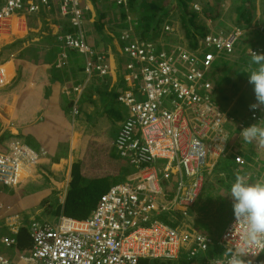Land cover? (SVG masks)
Returning <instances> with one entry per match:
<instances>
[{
	"label": "built area",
	"instance_id": "2783aa9c",
	"mask_svg": "<svg viewBox=\"0 0 264 264\" xmlns=\"http://www.w3.org/2000/svg\"><path fill=\"white\" fill-rule=\"evenodd\" d=\"M4 2L0 32L7 29L14 13L26 6L24 0ZM28 6L30 11V2ZM239 35L237 32L235 37L226 39L223 33L211 34L196 50L175 48L170 53H156L137 46L136 51H131L140 63V72L134 79L142 93L136 99L121 98L129 109V117L114 146L135 173L125 184L113 186L101 196L85 220L62 216L56 224L31 223L33 248L28 256H22L24 261L139 264L143 259L175 261L183 251L195 258L218 245L225 250L223 257L207 259L203 264H230L238 248L246 252L241 256L245 264H264V244L246 245L245 226L235 217L216 238L175 227L173 215L177 211L188 215L198 202L207 177L224 161L239 167L238 172L247 168L244 143L237 146L234 139L255 144L257 139H246L243 129L256 123L264 128V117L260 116L264 110L252 109V118H242L211 100L210 74L222 56L230 53ZM10 151L18 157L13 158L14 163L6 158L7 164L0 157V175L15 184L13 168H20L18 159L22 153L15 144ZM164 215L170 224L161 220ZM1 244L12 247L16 240L3 238ZM0 264L12 262L0 252Z\"/></svg>",
	"mask_w": 264,
	"mask_h": 264
},
{
	"label": "crops",
	"instance_id": "0c3cea01",
	"mask_svg": "<svg viewBox=\"0 0 264 264\" xmlns=\"http://www.w3.org/2000/svg\"><path fill=\"white\" fill-rule=\"evenodd\" d=\"M3 5V0H0V9ZM44 20V18L30 20V15L26 13L17 14L13 16L9 27L0 33V70L4 72L3 75H5L8 82L16 81V84L11 85V88L0 92V128L20 134L19 140L27 146L33 145L35 150L40 151L43 149L40 139L46 141L51 151L60 150L56 151L60 154L55 156V159H46L48 165L52 163V168H45L54 175L52 178L48 180L43 177V173H38V176L32 180L34 188L31 193H24L19 197L13 195L4 197L7 203L14 204V208L18 212V214H13L9 218L3 219L0 216V252L3 256L9 258L12 264H29L22 259V256H28L33 248V241L29 233V226L32 222L57 223L60 216L65 215L63 211L68 208L74 219L85 220L92 215L104 192L95 201L91 195L87 196V189L84 188V192L80 194L81 196L78 195L80 200L75 203L76 207L73 209V207L70 208L73 206L70 202V194L67 195V189L71 184L79 180V186L81 179L86 181L90 178V175H93L92 177L97 175V179L104 177L100 176L99 171L108 170L109 168H120V172L116 175V182L119 180L124 182L127 177L122 174V168L130 167L128 162L118 156L114 146L116 138L113 139L111 134L117 127V120L120 119L118 116L119 102L114 98L108 100L107 103L101 101L106 110L110 109L112 111L110 115L106 116L108 118L105 123L106 128L105 131L100 133L101 135L98 132L101 131L102 123L94 127L89 124L84 116L80 123H74L73 129L72 127L65 128L68 116L61 109L52 114L48 122L39 123L48 117L49 111L56 106L54 102L56 92L57 96H67L70 101H72L70 97H74V101H78L80 96L94 89V85L88 87L83 84L77 91L71 93V89L74 87L59 83V81L64 82L67 80L69 65L72 69H82L85 61L81 56L71 54L68 56V64H60L64 53L62 51H52L50 34H40L41 28L48 29V26H50V23H45ZM106 35L107 32L96 33L94 44L105 56L110 55L113 80L108 82L111 83L108 94L112 93L115 96L114 85H120L116 80L117 67L110 49L112 38H108ZM32 44L35 45L34 50ZM30 61H33L31 71ZM58 73H60V76H58ZM40 80H43V91H35L36 88H33V85H36ZM84 98L86 96H83L80 100ZM86 105L87 107H93L87 99ZM114 118H116V122ZM30 134L37 136L39 139H34ZM257 140L259 143H264V140ZM261 150L259 154L263 156L259 157V163H262V168L256 169V173H250L246 177L250 183L264 182V150ZM75 168L79 170V177L76 180L74 179ZM208 178L213 179L214 184L206 183L203 196L196 203L191 213L181 217L182 223L180 224H182L183 229H192L200 234L219 238L233 220V203L231 200H225L223 198L224 194L221 195L216 191L219 188L218 178L214 176ZM222 179H225V177ZM110 182L109 184H113ZM110 188L111 186L106 189L105 193ZM206 196H208V199H206ZM92 204L96 205L93 209L91 208ZM63 207L65 210L61 212ZM43 212L47 219L42 215ZM53 217L55 219L51 220L50 218ZM186 222L190 224H186ZM13 224L16 225L14 230ZM22 233H25L26 237L28 236L29 248L27 250L22 249L18 240ZM3 238L15 239V246L2 245ZM218 248L222 247L216 245L215 249L212 250L214 252L212 256L219 255L213 258L223 257L224 250L218 253ZM184 253L186 254L183 259L188 261L189 264H203L205 260L212 259L207 257L203 261H197V258L190 260L189 256L186 257L188 255L187 251H183L182 255Z\"/></svg>",
	"mask_w": 264,
	"mask_h": 264
},
{
	"label": "clouds",
	"instance_id": "9594fccd",
	"mask_svg": "<svg viewBox=\"0 0 264 264\" xmlns=\"http://www.w3.org/2000/svg\"><path fill=\"white\" fill-rule=\"evenodd\" d=\"M185 1L186 0H175V6L185 12L182 16H185L190 11L189 7L184 4ZM190 1L191 10L199 14V17L197 16L198 19H204V6H202L197 0ZM28 2H30V11L28 10ZM149 2L150 1L146 0H24V3L26 4V6H24L25 8L20 11H16L14 15L26 13L30 15V20L44 18V22L46 21L45 23H50L48 29L45 27L41 28L40 34H50L49 39L52 41V51H62L64 53L62 59L60 60V64H68V56L71 54H76L84 59L85 64L82 69H72L71 65L68 66L69 75L72 76V84L69 86L74 87L71 89V93L77 91L83 84L88 87L91 85L95 86L97 84H103L107 89L109 86L108 82L113 80V71L110 67V55L105 56L103 52L98 50L94 44V40L96 39L94 35L96 33L107 32L106 36L108 38H112L110 47H112V42L115 43V47H119V57L125 63V67H122V71L119 73L118 77H116V80L119 85L127 84L131 88V90L127 91L124 96H118L117 91L119 86L114 85L116 94V98L114 100L119 103H123L121 98H126L127 96H131L135 99L141 97L140 95L142 92L140 91L138 84L135 83L134 79L140 72V63L138 62V59L131 55V51H136L137 46L147 47L149 50L155 51L156 53L163 51L170 53V51L173 49L175 50V48L196 50L211 34L223 33L226 36V39H228L230 37H235L236 33L239 32L240 35L236 40L234 47H232V50L230 53H227L226 56L231 57L235 53H239L240 48H242L240 55L244 56V58L241 60H245L247 64L251 61V63L258 66L255 70L248 74V82L252 86L256 102L253 104L251 103L252 105L250 106V109H248V112L243 115H239L234 112L232 113L236 116L250 119L252 118V109L260 108L261 110H264V38L253 37L251 40L248 39L249 32L247 30L249 29V26H255L254 22H242L244 25L238 26L234 24V20L230 18H226L224 21H220L218 23L204 19V32L206 33H200L198 30L201 27H199L196 30L198 33L194 31L195 40L189 41L184 31V27L187 25L174 26L168 23L166 19L158 28L152 29L148 32V35L145 36L146 30L143 28V23L146 22L147 19V14L145 12L147 9L144 4ZM155 2L163 8V6L158 3V0H155ZM167 2L168 1L164 0L165 7H169ZM178 3H180L181 6H179ZM141 9L143 10L142 22L138 18H133V12ZM69 15L76 17L77 20H85L86 18L91 19L92 25L90 31L88 30L84 33L85 37L80 36V34L83 33L79 32V30L81 31V28L77 22L71 21L66 24L65 21L62 20V18L65 19ZM122 18H124V21H122ZM225 22L230 23V27H226ZM222 23H224V25H222ZM233 25L236 27H233ZM74 34L78 35L75 36ZM159 42L163 45H157ZM191 44L193 46H191ZM132 46H135L134 50H131ZM206 53L211 52L206 51ZM32 63L33 61H30V71ZM220 66H222V61L214 66V69L210 74V80L212 83L211 100L215 103V105L222 108L221 103H225L229 101V99L222 97L223 99L221 100V97L216 96V85H220V83L219 81H215L214 73L217 72V69ZM3 73L4 72L0 70V92L11 88V85L16 84L15 80L8 82ZM66 79H68V76H66ZM42 82L43 80H40V82L36 85H33V88H36L35 91H43L44 85ZM59 83L61 85L66 84L65 81H59ZM94 86L93 88H95ZM54 96L56 97L54 101L56 106L49 111V116L41 120L39 123H43L44 121L48 122L50 116L61 109L68 116L64 127H72L73 129L74 123H80L83 118V110H81L80 107L83 106L85 110L92 109V106L87 107L86 105L87 97L80 100L85 95L80 96L78 101H74L75 98L72 97H70L72 99V101H70L67 96H57V92ZM236 105L237 104H234L231 107L235 109ZM94 127H96V124ZM243 134L248 140H264V128L259 127L257 123L244 128ZM30 135L33 136L34 139H39L33 134ZM19 138L20 134L6 130L5 128H0V157L2 160L5 161V159L8 158L12 163L15 162L13 158L18 156L13 155L10 151L13 144L18 145L21 148L22 153L18 159L20 168H13L16 173V183H9L7 182V179L0 175V206L2 207L0 216L3 219L9 218V216L4 217V214L11 207V204L7 203L4 197L12 195L19 197L24 195V193H31L34 188L32 180L38 176V173H36L33 178H30V171L36 167L42 166L46 159H55V156L60 154H57L56 151L58 150L51 151L50 146L46 143V141H42V139L39 141L42 143L43 149L38 151L33 148V145L27 146L23 144L24 142L19 140ZM23 149L30 154L25 155ZM24 156L28 157L27 161L23 160ZM5 164H7L6 161ZM6 171L7 174H9V168H6ZM213 176L214 174L208 177ZM43 177L47 179L50 178L45 172H43ZM211 180V178H208L206 183ZM203 194L204 190L198 201L201 199ZM229 195L233 200V212L236 222H243L245 226L243 235L246 245L262 246V244H264V182L250 183L244 175H237L235 181L231 184ZM194 207L192 209H194ZM192 209L188 212V214L192 212ZM173 215L176 221L175 227L179 226L182 228V224L180 223H182L181 217L183 214L180 211H177ZM63 216L65 215L63 214ZM61 217L62 216H60V218ZM65 217L71 218L69 216ZM186 224L190 223L186 222ZM12 227L16 228V225L13 224ZM189 230L194 231L192 229ZM244 253L246 252L238 248L233 254L230 264H245V261L241 258ZM195 258H190V260ZM178 260L179 259L175 261ZM248 264H250V262H248Z\"/></svg>",
	"mask_w": 264,
	"mask_h": 264
},
{
	"label": "rangeland",
	"instance_id": "374dc122",
	"mask_svg": "<svg viewBox=\"0 0 264 264\" xmlns=\"http://www.w3.org/2000/svg\"><path fill=\"white\" fill-rule=\"evenodd\" d=\"M166 1H168L167 3L169 4V7L164 6V0H158V3L163 6L168 23H170L174 26H177V25H179V26H182V25L190 26L185 21L190 20L192 13H193V15L199 17L198 13L191 10V8H190L191 1L190 0H186L184 2V4L186 6H188L189 10H190L189 13L185 15V18H182V15H184L185 12L180 10L179 8H177L175 6V0H166ZM193 2H195V1H193ZM178 5L181 6L180 3H178ZM218 7L223 12H227V11L232 12L233 8L235 7V0H222L221 4H220V2L218 3ZM247 8L250 10V14H249L250 18H251L250 20L252 21V23L254 22V24H255V26H249V29L247 30L249 32L248 33V39L251 40V39H253V37L264 38V29L261 28V26L262 27L264 26V0H256V2L252 3ZM142 12H143L142 9L141 10H135L133 12V18H138L142 22V18H143ZM145 12L147 14V10H145ZM118 15L120 16L119 13H118ZM101 17H104V16H101ZM62 20L65 21L66 24H68L71 21L77 22L79 24V27L81 28V31L79 30V32L83 33V34H80V36H84V37H85L84 33H86L88 30L90 31V28L92 25L91 24L92 21L89 18H86L85 20H77L76 17L69 15L65 19L62 18ZM122 21H123V19H122ZM202 23H203V27H201L198 30L200 33L204 32L205 23L204 22H202ZM229 24L230 23L225 22L226 27H230ZM222 25H224V23H222ZM233 27H236V26L233 25ZM74 35L76 36L78 34H74ZM157 45L162 46L163 44H161L159 42V44H157ZM111 46H112V47H110L111 54H112V57L115 61L116 67H117V77H118L119 73L122 71V67H125L124 66L125 63L119 57L120 56L119 55V47L118 46L115 47L114 42H112ZM34 47H35V45L32 44L33 50H34ZM241 51H242V48H240L239 53L237 52L233 56L229 57L230 60L227 61V62H229L227 65L223 64L222 66H220L217 69V72L214 73L215 81L216 82L219 81V83H220V85H216V96L226 97L227 99H229V101H227L225 103H221L222 104L221 109H223L226 112L231 111V112H234V113L239 114V115H243V114L247 113L248 112L247 109L250 108L249 106H251L253 103L256 102L254 91L252 89V86L248 82V74H250L253 70H255L258 67L257 65L251 63V61L248 64L244 63V62H240L241 59L244 58V56L240 55ZM263 53H264V51H263ZM247 62H249V61H247ZM58 76H60V73H58ZM243 77H244L245 81H242ZM225 79H227V80H225ZM65 83L67 85L72 84V76L69 75L68 79L65 81ZM110 85H111V83H109V86ZM109 86L107 87L108 92H109ZM129 90H131V88L127 84L120 85L118 88V96H124L125 93ZM72 98H74V97H72ZM234 104H237L235 106V109L237 111H235L231 107ZM239 109H241V110H239ZM103 113H104V110H103ZM110 113H112V111L110 109L106 110L103 116L98 117L99 121L97 120L96 117H94L96 119V121L99 122V123L98 122L95 123L96 126L101 125V123H102V127L100 129L101 131L98 132L99 134L101 132L105 131V128H106L105 123H106V120H108V118H106V116L110 115ZM118 116L120 117V119L117 120L118 122H117V127L115 128L116 130L114 129V131L111 133L113 136L112 137L113 139L117 137V135L121 129V126L123 125L125 120L129 117V109L123 103H118ZM251 116H254L253 112L251 113ZM114 119L116 122V118H114ZM251 122H252V120H251ZM241 139L235 138L234 144L239 146L241 143H244V146L246 149L245 153L247 155L246 158L248 161L247 168H244V170L242 172H237L236 168H239V167H237V166L231 167L230 165H228L227 161H224L221 168H217L216 170H214V177L218 178V180H219L218 181L219 182V189H216V191L218 193H220L221 195L224 194L223 198H225V200H228V201L231 200L232 203H233V200L230 197L229 193H230L231 184L235 181L236 176L237 175H244L245 177H248L250 173H253V172L256 173V171H255L256 169L262 168V163H259V157H261L263 155H261L259 153L262 151L261 149L264 150V143H262V142L259 143L258 140H256L257 142H255V144H250V142H248L246 140H241ZM255 167H257V168H255ZM45 168H52V163H51V165H48L45 161L42 166L32 169L30 171V178H33L36 175V173H43V172H45L50 178H52L54 175H52V173H50L49 170H45ZM112 169L110 168L108 170H100L99 171V173H101L100 176H108L109 181L110 180H111V182L114 181L117 168H112ZM135 171H136L135 168L132 166H130L129 168H122V174L124 176H126L127 178L129 176H131L132 174H134ZM221 174H223V177H221ZM224 177H225V179H222ZM48 180H49V178H48ZM126 181H127V179L124 182L122 180H119V181L115 182V185L123 184ZM90 182H91V179H87L86 181L82 180L78 186V180H77L74 184H71L68 187L67 195L70 194V200H71L70 202H72V204L75 205V203L79 202L80 196H81L80 194H82L84 192L83 189L87 188V186ZM208 183L213 184L214 180L212 179ZM32 185H34V183ZM221 189H223V190H221ZM78 195H80V196H78ZM227 197H229V198H227ZM206 199H208V196H206ZM72 207H74V206H72ZM63 210H65L64 207L61 209V212ZM63 213H64V211H63ZM13 214L14 215L18 214L17 210L14 208V204H12L10 209H8L5 212L4 217H8V216H11ZM42 215L44 216V212ZM68 215H69L68 213H65V216H68ZM46 217L47 216H44L45 219H47ZM167 218H168V216L164 215L161 218V220L166 222V223H169L167 221ZM50 219L51 220L55 219V217L50 218ZM223 250L224 249H222V248H218V253H220L221 251L223 252ZM224 252H225V250H224ZM185 254L186 253H184L183 256ZM213 254H214L213 251H210L206 255L202 254L201 256L197 257V261H203L207 257L213 258V257L219 256L218 254L212 256ZM186 257H188V255Z\"/></svg>",
	"mask_w": 264,
	"mask_h": 264
},
{
	"label": "trees",
	"instance_id": "16d2710c",
	"mask_svg": "<svg viewBox=\"0 0 264 264\" xmlns=\"http://www.w3.org/2000/svg\"><path fill=\"white\" fill-rule=\"evenodd\" d=\"M146 1H150V2L144 4L145 8L147 9V19H146V22L143 23L144 24L143 28L146 30L145 36H147L148 32H150L152 29L158 28L163 23V21L166 20V14H165L164 9L161 8V6H159L155 2V0H146ZM197 1L202 6H204L203 18L205 20L211 21L214 23H218L220 21H224V19H226L229 16L228 18L233 19L234 20L233 23L238 25V26H243L244 25L243 23L251 22V20H250L251 18L249 15L250 10L247 7L249 5H251L252 3L256 2V0H235V7L233 8L232 12H230V11L223 12L218 7V3L220 2V4H221L222 0H197ZM182 18H185V16H182ZM122 19L124 21V18H122ZM204 19L199 20L198 17L193 15V13H192L190 20L185 21L190 25V26L184 27L186 37L188 38L189 41L195 40L194 33L195 32L198 33L196 30L199 27H203L202 22H204ZM261 28L264 29V26L263 27L261 26ZM205 33L206 32H204L203 34H205ZM191 46H193V45L191 44ZM229 60H230V58L228 56L223 55L222 59H221L222 65L223 64L227 65L229 63L227 61H229ZM240 62L246 63L245 60H241ZM225 80H227V79H225ZM242 81H245L244 77H243ZM94 87L95 88L92 89V91H88L86 94H84L87 97L88 101L93 105L92 109L85 110L83 106L80 107V109L83 110V116L93 126H95L94 123H97L96 119L94 117H96L98 120V117L103 116L105 111H106V107H104L101 104V101L103 103H107L108 100H110L112 98H114V99L116 98L112 93L108 94L109 92L107 91L105 85L97 84ZM220 99L222 100L223 98L221 97ZM226 101H227V99H226ZM70 109H71V107H70ZM103 110H104V113H103ZM57 154H59V152H57ZM78 167H80V165H78ZM119 170H120V168H117V171L115 173V179H114V181H112L113 184H109V182L111 180L109 181L108 176H104V177L97 179V175H94L95 177H92L93 175H90L89 179H91V182L88 184V186L86 188L87 189V196L89 197L91 195V197L94 198V200L96 201V199H98L99 196L103 192L105 193L106 189H108L110 186L112 187L113 185H115V182L117 180L116 175L120 172ZM78 174H79V170H78V168H75V174H74L75 180L79 177ZM81 181H82V179H81ZM90 193H92V194H90ZM73 206H74L73 209H75L76 206L74 204H73ZM95 207H96V205H93V204L91 205L92 209ZM70 208H72V206ZM64 213H68L69 214L68 216L73 218L71 213H69V208L66 211H64ZM27 238H28V236L26 237L25 233L20 234V236L18 238L19 243H20L23 250L24 249L27 250L29 248ZM30 247H31V243H30ZM187 260H189V259H187ZM139 264H189V262L185 261V259H183V256H181L178 261H168V260H158V259H156V260L155 259H143L140 261Z\"/></svg>",
	"mask_w": 264,
	"mask_h": 264
},
{
	"label": "bare ground",
	"instance_id": "6f19581e",
	"mask_svg": "<svg viewBox=\"0 0 264 264\" xmlns=\"http://www.w3.org/2000/svg\"><path fill=\"white\" fill-rule=\"evenodd\" d=\"M261 117H264V111L261 113V115H260ZM17 252V251H16Z\"/></svg>",
	"mask_w": 264,
	"mask_h": 264
}]
</instances>
